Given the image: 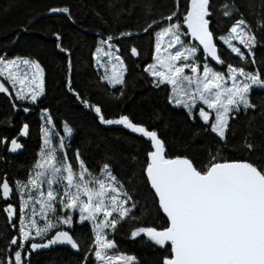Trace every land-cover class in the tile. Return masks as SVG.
Segmentation results:
<instances>
[{"label":"snow or ice","instance_id":"6c2138e0","mask_svg":"<svg viewBox=\"0 0 264 264\" xmlns=\"http://www.w3.org/2000/svg\"><path fill=\"white\" fill-rule=\"evenodd\" d=\"M251 7L254 22L236 0L218 5L213 0H102V10L91 11L106 31L98 34L91 52L94 76L84 89L73 82L74 49L65 46L63 33L50 29L45 34L60 64L62 94L94 114L98 125L120 126L132 139L143 138L140 173L125 180L110 161L98 164V171L91 168L85 146L71 144L73 127L67 120L58 125L51 105L42 106L48 95L42 56L0 52V93L13 111L38 110L40 121L39 149L26 178L10 182L7 173L0 176L6 224L0 232L5 245L0 264H33L34 254L56 246L69 247L76 264H141L136 255L119 249L115 237L125 222L133 225L129 239L163 249L159 264H264V123L257 124V117L264 122V101L257 105L251 99L254 88L264 89V63L256 56L258 46L264 48V10ZM44 15L77 23L67 5L48 7ZM213 17L225 27L214 28ZM35 19L20 26L13 44ZM144 37L150 57L140 73L145 84L165 94L167 104L194 125L183 152L170 154L157 126L123 112L109 118L89 91L123 100L129 85L126 61L140 59L136 42ZM220 42L230 51L227 59ZM241 114L248 120L237 140L234 125ZM161 118L154 114L155 120ZM29 128L23 123L18 136L28 135ZM0 145L10 153L23 147L17 137L10 142L0 137ZM136 179L147 196L140 197ZM152 209L157 217L162 214L163 226L145 219ZM76 225L90 230L83 248L73 235Z\"/></svg>","mask_w":264,"mask_h":264},{"label":"trees","instance_id":"16d2710c","mask_svg":"<svg viewBox=\"0 0 264 264\" xmlns=\"http://www.w3.org/2000/svg\"><path fill=\"white\" fill-rule=\"evenodd\" d=\"M213 2L218 5L223 0H213ZM236 2L240 6V11L250 22H254L251 6H254L256 12L264 10L261 8L262 0H236ZM64 5L71 7L77 20L75 25L67 22L62 15H44L48 7ZM92 8L102 10V0H0V52L6 50L9 57L25 53H39L42 56L48 72V95L44 98L42 106L51 105L52 114L58 125L61 121L67 120L73 127L74 138L71 140V144L73 147L85 146V155L91 168L98 171V164L110 161L114 173L125 180L132 177L133 173L137 176L140 173L144 149V144L141 142L143 138L132 139L133 134H129L120 126L98 125V122L93 119L94 114H87L86 110L82 111L73 98L62 94L58 81L60 64L52 56V44L47 42L48 37L45 35L50 29L60 30L63 33L65 46L74 49L72 54L73 82L77 88L84 89L94 76V69L91 67V52L94 50L98 34L106 31V25L93 15ZM133 16L135 17V13ZM33 17L36 19L32 23L30 31L21 34L18 41L13 44L12 40L19 32L20 26L26 24ZM217 19V17H213V27H225L223 23L217 25L215 23ZM219 19L223 20L224 18ZM123 23H127V21H123ZM136 43L141 50V57L135 62L133 59L126 61L129 66L127 96L117 102L103 96L95 88H90L92 98L104 105L105 113L109 118L123 112L130 115L135 121L159 127L161 135L168 142L170 154L183 152L190 142L194 125L185 123L182 111L173 110L167 104L165 94L157 93L151 89L150 85L145 84V79L140 73H142L143 65L150 62V57L145 55L149 41L147 37H144ZM220 51L224 58L229 57L230 51L227 46L222 45V42H220ZM256 56L258 63H264V48L258 46ZM135 63H139L140 68H136ZM217 68L222 70L219 66ZM251 99L253 103L259 105L264 101V89L254 88L251 92ZM156 113L161 115L160 120L154 119ZM247 120V116L241 114L239 120L236 121L234 127L238 128L237 140L245 130ZM23 123H28L30 128L27 137L19 140L23 145L21 152L10 155L7 148L0 145V156L5 158L0 160V176L7 173L10 182L16 179H25L29 167L36 158L40 144V121L38 110L31 113H24L22 110L13 111L8 98L0 93V137H7L10 141L18 135ZM260 123L264 122L257 117V124ZM165 124H167L166 128ZM235 154L241 155L238 151ZM133 155L137 156L139 162L132 160ZM134 183L139 187L140 197L147 196V190L142 181L136 179ZM143 202L141 200L142 204ZM14 204L17 208L18 201ZM3 207L4 203L0 200V232L6 227L5 216L2 214ZM149 208H151L150 202ZM135 211L137 215H141L140 209ZM145 219L154 222L157 227L163 226L162 214L161 217H157L154 209L151 210V215L145 216ZM131 226L133 225L130 222H125L118 229L115 238L118 241L119 249L136 255L141 264H159L165 254L163 249L151 246L150 242L140 239L136 241L129 239L128 231ZM9 232L15 234L12 229H9ZM73 235L80 241L83 248L89 239L90 230L88 227L76 225ZM4 246V240L0 237V248H4ZM32 259L33 264H76V256L69 247L56 246L54 249L40 252L38 256L34 254Z\"/></svg>","mask_w":264,"mask_h":264},{"label":"water","instance_id":"95a60500","mask_svg":"<svg viewBox=\"0 0 264 264\" xmlns=\"http://www.w3.org/2000/svg\"><path fill=\"white\" fill-rule=\"evenodd\" d=\"M210 59V58H209ZM215 62H213V64H214ZM17 137V139H18V141L20 140V139H25L26 137H27V135L26 136H16ZM10 142V141H9ZM8 151V150H7ZM22 151V148L21 149H18L15 153H10V152H8L10 155H16V154H18L19 152H21ZM16 207V206H15ZM59 247H67V246H59ZM11 250V249H10ZM43 251H47V250H41L40 252H43Z\"/></svg>","mask_w":264,"mask_h":264},{"label":"rangeland","instance_id":"374dc122","mask_svg":"<svg viewBox=\"0 0 264 264\" xmlns=\"http://www.w3.org/2000/svg\"><path fill=\"white\" fill-rule=\"evenodd\" d=\"M18 208V207H17ZM18 210V209H17Z\"/></svg>","mask_w":264,"mask_h":264}]
</instances>
